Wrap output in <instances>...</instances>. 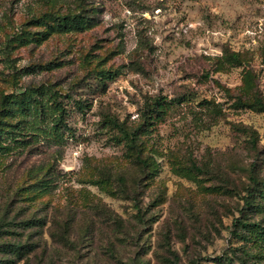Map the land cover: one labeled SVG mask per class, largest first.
I'll return each mask as SVG.
<instances>
[{"label": "rangeland", "instance_id": "1", "mask_svg": "<svg viewBox=\"0 0 264 264\" xmlns=\"http://www.w3.org/2000/svg\"><path fill=\"white\" fill-rule=\"evenodd\" d=\"M256 98L264 0H0V264H264Z\"/></svg>", "mask_w": 264, "mask_h": 264}, {"label": "trees", "instance_id": "2", "mask_svg": "<svg viewBox=\"0 0 264 264\" xmlns=\"http://www.w3.org/2000/svg\"><path fill=\"white\" fill-rule=\"evenodd\" d=\"M76 21V19H73ZM71 21V18L68 17H58L56 19L57 25L63 29H66ZM7 99V100H6ZM7 106L10 107L9 112L13 113L12 117H15L17 115L22 116L24 119H30L31 124L33 125H39L41 124L42 117L44 113L46 112V104L42 103L41 100L35 99L28 95L26 92H15L10 95H8L7 98H5ZM249 106H255L258 109L264 108V102L261 99H254L251 105ZM57 124V123H56ZM54 124V125H56ZM194 171L198 172L197 167H193ZM252 181V187L247 188L246 195L244 197V203H243V210L244 211H251L255 210L261 205V200L264 197V181H260L257 176H251ZM257 198L260 202L257 201ZM237 227H241L244 231H241L239 233V236L242 237L243 234H247L248 232L254 231V230H260L261 232H264V228L261 225H258L256 223H249L246 222V220L239 219L236 222ZM11 251L15 253V255L21 259L24 252H25V246H22L19 243H14L11 246ZM226 264H233L230 260H228ZM241 264H245V262H242Z\"/></svg>", "mask_w": 264, "mask_h": 264}]
</instances>
